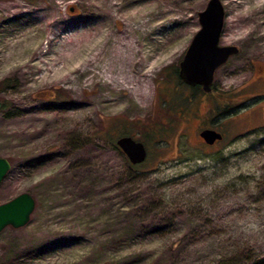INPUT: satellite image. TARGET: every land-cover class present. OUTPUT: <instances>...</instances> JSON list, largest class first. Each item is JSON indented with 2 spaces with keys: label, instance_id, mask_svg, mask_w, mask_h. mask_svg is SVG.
I'll use <instances>...</instances> for the list:
<instances>
[{
  "label": "rangeland",
  "instance_id": "rangeland-1",
  "mask_svg": "<svg viewBox=\"0 0 264 264\" xmlns=\"http://www.w3.org/2000/svg\"><path fill=\"white\" fill-rule=\"evenodd\" d=\"M208 1L0 0V204L35 199L26 225L0 232V264H264V129L247 131L262 117L224 119L218 103L264 64V0H221L219 44L239 51L214 71L213 95L178 77ZM97 32L100 56L140 50L126 65L150 89L143 103L102 86L91 62L55 74L60 50ZM207 124L224 134L213 146ZM125 135L146 146L143 163L116 145Z\"/></svg>",
  "mask_w": 264,
  "mask_h": 264
},
{
  "label": "water",
  "instance_id": "water-1",
  "mask_svg": "<svg viewBox=\"0 0 264 264\" xmlns=\"http://www.w3.org/2000/svg\"><path fill=\"white\" fill-rule=\"evenodd\" d=\"M199 11L200 28L193 36L179 62L178 77L188 86H200L204 92H210L214 80V71L235 53L236 45H220L219 38L224 23V7L221 0H209ZM2 100L0 98V108ZM200 137L207 144H214L222 139V133L214 129L204 128ZM116 145L126 154L133 165L143 163L147 159V148L141 141L129 135L120 137ZM11 167L8 159L0 157V182ZM35 199L28 192L20 193L13 199L0 204V232L6 226L13 228L27 224L35 209Z\"/></svg>",
  "mask_w": 264,
  "mask_h": 264
},
{
  "label": "bare ground",
  "instance_id": "bare-ground-1",
  "mask_svg": "<svg viewBox=\"0 0 264 264\" xmlns=\"http://www.w3.org/2000/svg\"><path fill=\"white\" fill-rule=\"evenodd\" d=\"M132 18L134 26L132 24L129 26L132 33H135L137 31L142 32L149 24L148 20H142L139 22L135 14H133ZM102 37L103 36L101 35V33L97 32L93 34L91 38L89 37L87 43L82 44L83 46L79 45L76 46V48L63 47L60 50V59L63 60L60 61V63H62V65L54 68L55 74L60 75L66 70V73H69L73 68H78L85 72L87 66L91 62L95 64L94 69L96 70L94 71V74L98 77V80H102V86H108L115 91L126 90L127 98H132L139 101L140 103H143L145 97L149 96L150 89L143 83L145 82V80L141 81L140 78H137L134 75L132 76L131 74H129V71L127 69V65H129V63L131 64L134 60L133 54L140 52V50L138 48L135 49L130 42H127L124 47L112 45V48H110L108 51V55H110V57H108L106 52L103 56H100L105 51V45L107 43V38H105V41L103 42ZM66 41H68V38L65 39V42ZM28 45L29 42L24 46ZM24 46H22V48ZM85 47H89V51L87 52V54L84 53ZM20 52L21 50L19 51V53ZM83 53L85 55H83ZM141 57L143 58V61H145L149 57V55L147 53H144V55H141ZM76 62H78V64ZM73 64H76V67H73ZM106 90L108 89L106 88ZM75 118L76 115L73 112H68L67 114L62 116H54L53 120H58L61 124L74 121Z\"/></svg>",
  "mask_w": 264,
  "mask_h": 264
},
{
  "label": "flooded vegetation",
  "instance_id": "flooded-vegetation-1",
  "mask_svg": "<svg viewBox=\"0 0 264 264\" xmlns=\"http://www.w3.org/2000/svg\"><path fill=\"white\" fill-rule=\"evenodd\" d=\"M251 65H252V69L251 72L249 73L250 75L246 78V80L239 83L234 91L230 89L221 92L219 97L220 99L218 101L220 109H222L221 115L224 116V119L235 118L238 115L242 114L243 112H245V116L250 117L251 114H255L262 117L261 118L262 122L258 126L256 125L252 128H248L247 131L252 130L254 128L264 129V64L259 62L257 63L251 62ZM192 87H196V86H192ZM197 87L203 90L202 87L200 86ZM213 93H214V87L212 85L211 91L205 92V94L213 95ZM204 128L214 129L217 130L218 132H221L222 133L221 140H223L224 134L217 127H214L211 124H207V126L203 127V129ZM199 137H200V133H199ZM201 140L203 141L202 138ZM221 140H215L214 144H212L211 146L215 145L216 142Z\"/></svg>",
  "mask_w": 264,
  "mask_h": 264
},
{
  "label": "trees",
  "instance_id": "trees-1",
  "mask_svg": "<svg viewBox=\"0 0 264 264\" xmlns=\"http://www.w3.org/2000/svg\"><path fill=\"white\" fill-rule=\"evenodd\" d=\"M193 88H195V87H193ZM196 88H198V87L196 86ZM1 107H2V108L5 107V106H4V103H2Z\"/></svg>",
  "mask_w": 264,
  "mask_h": 264
}]
</instances>
